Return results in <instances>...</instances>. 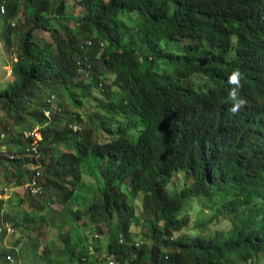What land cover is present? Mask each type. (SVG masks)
Instances as JSON below:
<instances>
[{
  "label": "trees",
  "instance_id": "1",
  "mask_svg": "<svg viewBox=\"0 0 264 264\" xmlns=\"http://www.w3.org/2000/svg\"><path fill=\"white\" fill-rule=\"evenodd\" d=\"M56 1L0 0L3 37L27 28L14 81L0 90V110L14 122L13 129L0 122L1 172L7 185L27 188L31 206L54 194L68 212L62 223L76 228L85 216L105 223L108 236L105 249L95 235L82 251L66 253L67 232L46 264H107L104 251L117 264H247L262 256L264 0H78L80 18L65 16V0L54 9ZM22 7L28 24L18 21ZM66 18L76 24L73 37L43 46L34 40L37 29ZM235 70L244 103L233 112L228 76ZM85 76L89 86L78 83ZM83 87L103 95L96 127L86 132V117L63 111L61 102L70 96L83 107L73 95ZM24 106L34 110L25 114ZM31 165L34 171L24 169ZM2 210L1 203L6 236L13 218ZM33 212L26 222H36ZM141 223L145 230L133 233Z\"/></svg>",
  "mask_w": 264,
  "mask_h": 264
},
{
  "label": "rangeland",
  "instance_id": "2",
  "mask_svg": "<svg viewBox=\"0 0 264 264\" xmlns=\"http://www.w3.org/2000/svg\"><path fill=\"white\" fill-rule=\"evenodd\" d=\"M62 0H57L54 3V9L58 6V4ZM67 3V7L65 8L64 14L67 18L70 16H75L80 18L84 16L86 13L83 7L79 4L78 0H65ZM30 18V14L28 11L22 7L21 13L19 14L18 21L22 24L23 22L27 23ZM65 19L61 22L53 21L50 25V30L45 31L42 29H37L34 33V40L41 46L44 44L54 45L55 36H59L61 39L73 37V30L75 22L71 19ZM11 24H15L16 27L17 21H11ZM28 24V23H27ZM21 27V26H20ZM29 29V27H28ZM3 25L2 21L0 22V90H4L8 83H12L14 81V75L11 73L13 66L17 60L20 58L19 47H20V39L22 37V33L27 31V28H23V31L18 34H14L10 40H6L2 35ZM5 33V32H4ZM55 50V47L52 48ZM15 55V56H14ZM161 71L167 70L166 66H162ZM88 77H81L78 80V83L82 82L83 85L89 86ZM74 96H79L82 98L84 102V106L79 108L72 104V99L70 96H62V109L63 111H68L72 113H79L86 117L87 123L83 125L84 129L82 132H86L87 129L95 128L96 123H94V113H100V109L98 107L99 102L97 98L101 99L103 97L102 94L93 91L90 94V89L83 87L82 90H75L73 92ZM41 98V97H40ZM36 101L33 102L35 104ZM25 107V106H24ZM52 107L55 109L57 103L53 100ZM25 114L30 113L34 110V107L31 106L29 108L25 107ZM51 117V113L46 111ZM0 116L3 119H0V122L4 125V123L9 122L10 128L13 129L12 119L8 117L6 111L0 110ZM130 120V118H129ZM129 124V122H128ZM63 128V127H61ZM80 127L78 126V130ZM81 131V130H80ZM106 131V130H105ZM104 133L101 141H106L111 135L110 133ZM2 135V134H1ZM2 137V136H1ZM137 138L135 136L134 140ZM98 139L96 136H92L91 140L96 141ZM104 141V142H105ZM2 142V141H1ZM2 149L7 151V145H2ZM3 166L0 164V204L3 205V210L1 215H4L9 218H13L8 221L14 229V233L5 236H0V264H46V257L48 254L55 256L61 251L66 243L63 241L62 236L69 232L71 234V245L69 247L66 246L65 252L70 249L75 248L78 251H82V243H84L85 239H88V242L95 235H101L100 246L105 249L107 242L105 241L108 236V229L105 223H101L98 225H92L91 222L88 221L87 218H82L76 223V228L74 224H64L62 223V217L66 215V213L62 210L63 202L61 199L54 194L44 195L43 197L38 199V206H31L28 198V195L23 194L27 188L26 187H18L13 188L11 185H7V183L11 182V178L6 179V175L2 173ZM33 165L25 166L24 169L27 171L32 170ZM84 181L86 179L84 177ZM190 182V179H188ZM170 185H173L171 183ZM79 187V186H78ZM171 187V186H170ZM88 186L83 190L84 192L87 190ZM174 188L171 187L170 191H173ZM17 195L19 197H17ZM91 202H98L99 194L93 193L88 195ZM20 197L23 198V201H20ZM81 202H85L81 199ZM187 211L189 214L193 216L194 221H197L201 218L200 213L195 208L194 203H190L187 205ZM201 210V209H199ZM34 211V212H33ZM33 212V216L36 219V222L28 223L26 222V214ZM88 211H85V213ZM207 215L211 213L206 212ZM1 222L5 221L0 216ZM15 222L19 223L18 227H15ZM144 226L143 223L132 226V232H140L144 231L142 229ZM228 226V225H227ZM98 227L101 228L102 233L98 231ZM211 227L218 228L220 226H216L215 223L211 224ZM124 240V239H123ZM47 248L51 249V252L47 250ZM100 248V247H98ZM10 251H14V254H10ZM4 252H8L4 254ZM77 252V251H76ZM50 255V256H51ZM106 255L104 251L102 254V258ZM247 264H264V254L256 258V260H250Z\"/></svg>",
  "mask_w": 264,
  "mask_h": 264
},
{
  "label": "clouds",
  "instance_id": "3",
  "mask_svg": "<svg viewBox=\"0 0 264 264\" xmlns=\"http://www.w3.org/2000/svg\"><path fill=\"white\" fill-rule=\"evenodd\" d=\"M14 26V24H13ZM15 56V55H14ZM241 79H242V74L239 70H235L233 71L229 76H228V83L229 85H231L232 87L229 90L228 93V98L230 101H233V107H232V111L235 112L237 111L244 103V100L242 98L239 97V89L241 87ZM238 101V102H237ZM35 165H33V168L31 171H34ZM8 224V223H7ZM13 229V227H12ZM14 230V229H13ZM1 234V233H0ZM10 234H7L6 236H9ZM120 243H123V238L120 237L119 240ZM105 258V261L107 262L109 259L111 260V257L108 255H105L103 257V259Z\"/></svg>",
  "mask_w": 264,
  "mask_h": 264
},
{
  "label": "built area",
  "instance_id": "4",
  "mask_svg": "<svg viewBox=\"0 0 264 264\" xmlns=\"http://www.w3.org/2000/svg\"><path fill=\"white\" fill-rule=\"evenodd\" d=\"M1 12H2V14H4L5 10L4 9H1ZM35 191H36V189H34V192ZM5 227L7 229V234H10L13 231L12 230V227L9 224H6ZM0 233H1V228H0ZM107 264H117V263L115 261L109 259L107 261Z\"/></svg>",
  "mask_w": 264,
  "mask_h": 264
}]
</instances>
